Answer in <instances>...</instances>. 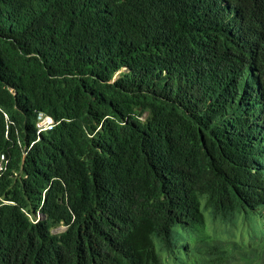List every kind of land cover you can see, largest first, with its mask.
<instances>
[{"label":"trees","instance_id":"1","mask_svg":"<svg viewBox=\"0 0 264 264\" xmlns=\"http://www.w3.org/2000/svg\"><path fill=\"white\" fill-rule=\"evenodd\" d=\"M0 107V264H264V0H0Z\"/></svg>","mask_w":264,"mask_h":264},{"label":"clouds","instance_id":"2","mask_svg":"<svg viewBox=\"0 0 264 264\" xmlns=\"http://www.w3.org/2000/svg\"><path fill=\"white\" fill-rule=\"evenodd\" d=\"M191 20L183 21V23L189 24ZM238 30L235 28L230 27V32L233 35ZM183 34V37H186V34L180 29L175 28V32L172 35L171 39L164 43L159 45L157 48H154L152 46H148V54L150 58L152 59L153 53H159L163 59L162 63L158 66H163L165 62L172 58L178 59V64L181 67H186V60H185V53L182 49L177 48V37ZM190 39L193 40L194 44L200 45V48L202 50V53H209L211 50L215 47H221L222 45H225V41L223 39V36L219 32H214L212 29H208L206 32H201L200 30H197L190 35ZM127 68H123L120 71H118L116 74H121L122 72L126 71ZM121 72V73H120ZM115 74V76H116ZM166 74V72H164ZM114 76L113 81L117 80L119 76L116 78ZM11 91L16 95L17 92L14 89H11ZM2 110V108L0 107ZM35 112V111H34ZM33 115V114H32ZM4 117L7 119V131L8 132H18L20 129L19 122H18V113L13 112L10 114L6 109H4ZM32 118V117H31ZM31 122V123H30ZM29 123H27L29 126V129H34L36 131V137L34 140H32V146L38 145L41 143L43 135L54 133L57 131L58 127L61 125V122L59 119H57L55 116L47 114L45 111H36V114L34 113V118ZM28 127V126H27ZM2 171V163L0 162V174ZM260 168H255L253 170H250V174H255L256 176H259ZM57 180V179H55ZM264 211V210H263ZM44 215L42 213L36 214V220L39 221L40 219H43ZM61 227H64V230H60ZM56 229L54 233H61L66 230V227L63 225Z\"/></svg>","mask_w":264,"mask_h":264},{"label":"rangeland","instance_id":"3","mask_svg":"<svg viewBox=\"0 0 264 264\" xmlns=\"http://www.w3.org/2000/svg\"><path fill=\"white\" fill-rule=\"evenodd\" d=\"M120 73H121V72H120ZM119 75H120V74H116L115 77L117 78ZM60 230H61V231L64 230V227H61Z\"/></svg>","mask_w":264,"mask_h":264}]
</instances>
